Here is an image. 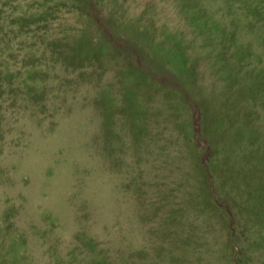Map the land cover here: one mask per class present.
<instances>
[{
	"label": "rangeland",
	"instance_id": "1",
	"mask_svg": "<svg viewBox=\"0 0 264 264\" xmlns=\"http://www.w3.org/2000/svg\"><path fill=\"white\" fill-rule=\"evenodd\" d=\"M0 264H264V0H0Z\"/></svg>",
	"mask_w": 264,
	"mask_h": 264
}]
</instances>
